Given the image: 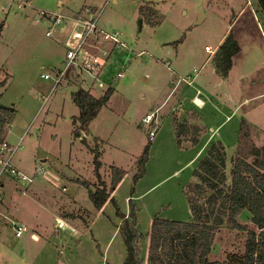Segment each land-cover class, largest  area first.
<instances>
[{"label":"rangeland","instance_id":"374dc122","mask_svg":"<svg viewBox=\"0 0 264 264\" xmlns=\"http://www.w3.org/2000/svg\"><path fill=\"white\" fill-rule=\"evenodd\" d=\"M246 1L109 0L104 4L106 0H0V22L5 24L0 37V82L7 83L0 90V105L13 109L6 129L10 131L9 145L17 146L14 164L34 179L31 183L17 177L4 181L0 197V264L124 263L127 250L114 206L107 203L103 210L95 209L83 186L86 182L94 191L99 185L94 174L96 148L102 155L101 174L108 185L112 166L129 174L113 194L120 210L129 215L132 179L144 147L152 141L146 165V175L147 170L151 175H145L143 183L139 181L133 198L137 228L144 235L140 243L144 264L149 253L150 220L160 217L192 221L187 194L197 180L196 166L188 163L195 152L182 151L185 148L178 145L177 134L167 140L166 134L171 132H167V122L162 131L161 124L157 125V135L166 138L155 151V140H150L149 126L142 123V118L155 112L165 100L157 116L162 115L163 122L169 118L168 110L178 98L182 99L179 95L185 87L178 84L171 92L179 79L174 77L177 62L187 64L182 72L188 74L195 68L202 69L199 74L209 72L215 67V53L208 55L205 47L217 51L227 30L233 31L242 51L234 57L228 79L222 82L218 73L220 82L209 107L204 112L197 109L198 115L192 110L193 122H186L182 142L190 144L199 137L205 148L221 141L228 151V173L237 156L252 165L264 161V20L256 2L252 0L253 5L248 6ZM85 6L98 10L104 7L99 25L109 33H122L126 47L120 44L114 48L111 42L102 40L99 46L104 45L109 56L98 80L84 71L79 72L82 84L71 81L68 75L55 86L67 52L66 44L61 42L66 41L72 28L66 24L64 29L56 27L48 36L52 26L47 16L42 19V12L64 14L81 11ZM142 6L158 9L161 24L153 27L144 21ZM177 41L181 42L175 44ZM164 43H171V54L161 49ZM141 51L144 55H138ZM166 56L173 64L170 70L164 65ZM207 56L209 63L205 64ZM121 72L124 76L119 79ZM47 74L51 77L43 79L42 75ZM99 82L104 83L103 88ZM110 87L114 94L90 123V134L85 141L75 138L73 132L79 125L73 124V117L80 112L73 94L86 89L100 97ZM246 112L251 115L249 119L244 117ZM174 136L176 141L171 144L169 140ZM254 148L261 153L252 155ZM138 185L141 192L148 191L140 204L136 201ZM57 219H61L58 225ZM250 219V214L244 212L238 221L253 229ZM46 220L48 232L38 231ZM15 221L27 227L28 232L21 237L13 228ZM33 233L40 241L32 238ZM247 236V231L224 224L216 235L210 261L220 263L230 256H243Z\"/></svg>","mask_w":264,"mask_h":264},{"label":"trees","instance_id":"16d2710c","mask_svg":"<svg viewBox=\"0 0 264 264\" xmlns=\"http://www.w3.org/2000/svg\"><path fill=\"white\" fill-rule=\"evenodd\" d=\"M254 2L259 8L261 19L264 20V0H254ZM140 12L143 20L151 26L157 27L161 24L162 17L155 8L142 6ZM4 26L5 24L0 22V37ZM178 42L181 41L175 44ZM240 51V43L233 31H230L213 57L216 70L221 77L228 78L233 69L234 57ZM6 85V81L0 82V90ZM113 94L114 89L111 87L100 98L94 97L86 89H80L73 94V100L80 112L77 117H73V124L79 125V128L73 132L75 138H82V132L89 130L90 123L110 102ZM11 111L13 109L0 108V144L5 142L9 132L6 126L11 120ZM174 124L178 145H181L183 133L188 124L177 119L174 120ZM195 131H197L196 128ZM85 139L83 138V141ZM198 140L199 137L193 139V143H197ZM151 146L152 141L144 147L142 156L138 160V170L133 176L130 189L129 215L120 210L113 195L128 173L112 166L111 183L108 185L101 174L102 155L98 148L94 150V174L99 185L93 191L88 183H83L95 209L101 210L106 203H110L121 220L118 229L127 250L123 264H144L140 247L144 235L137 228L138 213L133 198L137 184L146 175V165L151 158ZM253 151L252 155L261 153L258 148H254ZM227 157L228 151L219 141L209 147L206 156L194 170L197 182L190 185V191L187 194L192 221L180 222L160 217L152 220L147 264H264V172L245 158L237 156L232 160V168L228 173ZM244 212L250 214L253 229L238 221ZM224 224L230 228L248 232L245 253L241 257L230 256L228 260L220 263L213 262L210 261L209 255L213 250L216 235Z\"/></svg>","mask_w":264,"mask_h":264},{"label":"built area","instance_id":"2783aa9c","mask_svg":"<svg viewBox=\"0 0 264 264\" xmlns=\"http://www.w3.org/2000/svg\"><path fill=\"white\" fill-rule=\"evenodd\" d=\"M29 1V0H28ZM109 0H106V4ZM247 5H253L252 0H247ZM104 7L98 10L94 7L85 6L78 13L69 15L66 13H49L47 17L50 20L52 28L47 32L48 36L52 35L54 28L60 27L64 29V25H70L72 31L70 30L69 36L63 44H66L67 52L65 58V64L61 71L58 72L56 77V85L61 84L64 77L70 75L73 71L79 76V72H88L93 75V77L98 80L99 74L103 71V68L107 65V59L109 56V51L100 47V42L109 41L117 48L122 44L126 47V44L121 40V33H109L102 26L99 25L101 14ZM255 13V11H254ZM205 50L209 54H214L216 50L213 47L206 46ZM139 53L138 55L142 54ZM166 66L170 67V63H165ZM124 76L121 72L118 78ZM51 75H42L43 79L50 78ZM104 83L99 82V87H103ZM201 104L200 99L196 98L195 103ZM158 111L144 116L142 123L149 126V138L150 140H155L159 131L158 128ZM17 150V146L11 147L7 141L0 144V197L3 194L4 181L6 178L17 177L21 181H27L29 183L33 182V177L27 176L24 172L19 170L14 164V153ZM39 172L41 171L38 168ZM13 228L18 237L23 236L27 231V227L15 221Z\"/></svg>","mask_w":264,"mask_h":264},{"label":"crops","instance_id":"0c3cea01","mask_svg":"<svg viewBox=\"0 0 264 264\" xmlns=\"http://www.w3.org/2000/svg\"><path fill=\"white\" fill-rule=\"evenodd\" d=\"M60 4L63 5V3L61 1H59ZM61 5V7H62ZM61 7H59V10L62 9ZM96 8V7H94ZM158 10V9H156ZM79 10L77 11H71V12H68V11H65L66 14H75L76 12L78 13ZM61 13V12H59ZM47 14H49V12H42V19L45 18V16H47ZM229 31L230 30H227L226 34L221 38V41L218 43V45L216 46L217 48L225 41V38L228 36L229 34ZM121 37H122V33H121ZM122 40V39H121ZM239 41V40H238ZM60 42V41H59ZM62 43V42H61ZM240 43V42H239ZM165 44V43H164ZM171 44V43H170ZM168 45L165 44V45H162L161 46V49L162 50H165L167 51L169 54H171V48L172 46L171 45ZM103 45V44H102ZM241 46V45H240ZM103 48H104V45H103ZM106 49V48H105ZM112 50V49H110ZM176 50L178 51V46L176 47ZM241 51H242V47H241ZM240 51V52H241ZM142 52V51H141ZM207 53V52H206ZM209 55V53H207ZM142 55H144V53H142ZM167 58L165 59L166 61L165 62H169L170 63V67H168V69L170 70L171 67H172V62L171 60H168L170 57L166 56ZM171 59V58H170ZM207 59H208V56H207ZM161 60V59H160ZM164 62V60H162ZM181 62V61H180ZM180 62H177V65H176V68H177V71H175V75L174 77L176 78L177 76H179V79H178V82L176 84V87L172 89L171 92H173L178 84H181L183 86V84H185L183 87H184V91L182 92V95H179V96H182V99H177L176 102L173 103V105L171 106V108L168 110L166 116H168L169 118H166L165 121L163 122V116L160 115L161 117L158 119V122L159 124H161L160 126V129H164V125L166 124L167 122V132L171 131L169 134H166L167 135V140L168 139H171V137L173 136V134H175V127H174V120L177 119L179 120L180 122H189V123H192L193 122V113H192V110L195 112V115H198L197 113V109H200L203 111H205L208 107H209V104L213 101L214 99V90L216 89V86H217V83L220 82V80L218 79L217 75L218 72H216V69L215 67L211 68V70L205 74H199V72L202 70V69H197L195 68V70L193 71L192 74H188L187 72H182L183 69L185 68V66L187 65L185 62L183 63H180ZM209 63V59L207 60V62L205 64ZM164 65H166L164 63ZM166 67V66H165ZM80 78V76H78ZM219 77H221L219 75ZM229 78V76H228ZM226 78V79H228ZM69 79H70V75H69ZM224 79L222 77V82H224ZM184 82V83H183ZM186 82V83H185ZM219 84V83H218ZM104 86V85H103ZM103 88V87H102ZM179 88V87H178ZM94 97L96 98H100V97H97L95 94H93L92 92H90ZM201 94H203L204 96V99L200 96ZM170 95V94H169ZM169 97V96H168ZM189 97V98H188ZM196 98H199L200 99V102L201 104H198L197 102L195 103V100ZM169 99V98H168ZM167 100L164 101L163 104H160L156 109H155V112L158 111V113H160V110L162 108H164L163 105H165ZM109 104V103H108ZM107 104V105H108ZM195 107V108H193ZM237 109V108H236ZM103 110V109H102ZM101 110V111H102ZM100 111V112H101ZM203 111V112H204ZM235 112V111H234ZM153 112H150V113H147V114H151ZM248 112L244 113V117L248 118L249 119V115L250 114H247ZM100 114V113H99ZM146 114V115H147ZM234 115V113H233ZM232 115V116H233ZM78 116V115H77ZM77 116H74V117H77ZM177 116V117H176ZM200 116V115H199ZM251 116V115H250ZM98 117V116H97ZM96 117V118H97ZM144 118V116H143ZM142 118V120H143ZM235 128H236V125H235ZM161 129V131H162ZM9 134H10V131H9ZM8 134V135H9ZM90 134V130H88L86 133L85 132H82L81 134V137L82 139L86 136V135H89ZM161 134V133H160ZM8 135L6 137L7 139V142H9V139H8ZM159 137V138H158ZM165 138L166 136L163 138V135H159L157 136V138L155 139V143L153 145V149L156 151L157 149L159 150L163 145H164V142H165ZM81 139V138H80ZM173 140L176 141V138L174 136V138H172V141L169 140V142L172 144ZM200 140V139H199ZM198 140V143H193L191 142L190 144H187L184 142L181 143V147L184 146L185 149L182 148V151H186L187 153L189 151H192V152H195V154L192 156L191 160L189 161L188 164H192L193 166H198V163L201 161V159H203L206 154H207V150L209 149V146L203 148V142L200 140ZM10 144V143H8ZM152 151V150H151ZM196 168L194 170H196ZM148 174L145 176V178H147V176L150 177V172L149 170H147ZM26 174V173H25ZM129 174L126 175V177L124 178V180L128 177ZM145 178L143 180H145ZM123 180V181H124ZM143 180L140 182L143 183ZM194 180H195V177H194ZM123 181L120 183V185L123 183ZM193 183V182H192ZM139 184V185H140ZM139 185H138V188H137V198H136V201H137V204H140V201L142 200L143 196L146 195L148 193V191L146 192H141L140 189H139ZM119 187V186H118ZM118 189V188H117ZM116 189V191H117ZM3 204H4V201H3ZM107 204V203H106ZM106 206V205H105ZM104 209V207H103ZM101 209V210H103ZM140 213V212H139ZM140 215V214H139ZM140 218V217H139ZM153 219V218H152ZM61 220H58L57 219V225H58V222H60ZM47 222V223H46ZM46 224H42V225H39L37 230H42L44 232H48V230L46 229L48 227V220H46ZM151 222L152 220H150L149 222V225H151ZM32 238L34 240H37V241H40V237L33 233L32 234Z\"/></svg>","mask_w":264,"mask_h":264},{"label":"water","instance_id":"95a60500","mask_svg":"<svg viewBox=\"0 0 264 264\" xmlns=\"http://www.w3.org/2000/svg\"><path fill=\"white\" fill-rule=\"evenodd\" d=\"M140 24H141V26L143 25L142 24V20H140ZM70 80L76 82L77 84H82L83 83L82 79L79 78V77H77V74L74 71L70 74ZM0 108L1 109H5L6 107L3 106V105H0ZM254 165L258 169L264 170V161H262V162H256Z\"/></svg>","mask_w":264,"mask_h":264},{"label":"bare ground","instance_id":"6f19581e","mask_svg":"<svg viewBox=\"0 0 264 264\" xmlns=\"http://www.w3.org/2000/svg\"><path fill=\"white\" fill-rule=\"evenodd\" d=\"M61 220V219H60ZM64 226V225H63Z\"/></svg>","mask_w":264,"mask_h":264}]
</instances>
